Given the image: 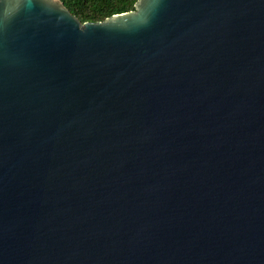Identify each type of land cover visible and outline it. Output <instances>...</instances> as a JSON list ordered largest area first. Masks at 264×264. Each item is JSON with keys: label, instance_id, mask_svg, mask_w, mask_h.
<instances>
[{"label": "water", "instance_id": "obj_1", "mask_svg": "<svg viewBox=\"0 0 264 264\" xmlns=\"http://www.w3.org/2000/svg\"><path fill=\"white\" fill-rule=\"evenodd\" d=\"M0 264H264V0H0Z\"/></svg>", "mask_w": 264, "mask_h": 264}, {"label": "trees", "instance_id": "obj_2", "mask_svg": "<svg viewBox=\"0 0 264 264\" xmlns=\"http://www.w3.org/2000/svg\"><path fill=\"white\" fill-rule=\"evenodd\" d=\"M80 23L102 22L134 10L137 0H60Z\"/></svg>", "mask_w": 264, "mask_h": 264}]
</instances>
